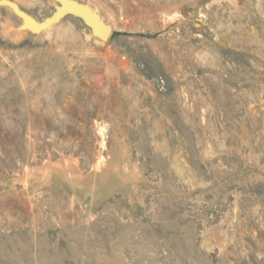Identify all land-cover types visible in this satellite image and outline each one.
Masks as SVG:
<instances>
[{
	"label": "rangeland",
	"instance_id": "1",
	"mask_svg": "<svg viewBox=\"0 0 264 264\" xmlns=\"http://www.w3.org/2000/svg\"><path fill=\"white\" fill-rule=\"evenodd\" d=\"M75 1L0 0V264H264V0Z\"/></svg>",
	"mask_w": 264,
	"mask_h": 264
},
{
	"label": "water",
	"instance_id": "2",
	"mask_svg": "<svg viewBox=\"0 0 264 264\" xmlns=\"http://www.w3.org/2000/svg\"><path fill=\"white\" fill-rule=\"evenodd\" d=\"M60 7H58L57 12L50 18L46 19L43 23H35L34 21L28 19L30 27L34 31L43 30L51 25L58 23L66 14L74 13L82 18H84L93 28L94 32L103 37H108L112 29L107 26L100 18L98 13L88 6L79 3L75 0H60ZM35 23V25H32Z\"/></svg>",
	"mask_w": 264,
	"mask_h": 264
}]
</instances>
